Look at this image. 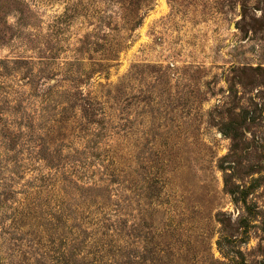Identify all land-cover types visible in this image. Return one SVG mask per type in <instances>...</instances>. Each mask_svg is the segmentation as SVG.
<instances>
[{
  "label": "rangeland",
  "instance_id": "rangeland-1",
  "mask_svg": "<svg viewBox=\"0 0 264 264\" xmlns=\"http://www.w3.org/2000/svg\"><path fill=\"white\" fill-rule=\"evenodd\" d=\"M0 264H264V0H0Z\"/></svg>",
  "mask_w": 264,
  "mask_h": 264
},
{
  "label": "trees",
  "instance_id": "trees-1",
  "mask_svg": "<svg viewBox=\"0 0 264 264\" xmlns=\"http://www.w3.org/2000/svg\"><path fill=\"white\" fill-rule=\"evenodd\" d=\"M71 205L70 204H68V207H70ZM75 208V207H74ZM74 211H76L75 209H73ZM72 212V210H68V208H61V214H62V216H68L69 214L68 213H71Z\"/></svg>",
  "mask_w": 264,
  "mask_h": 264
}]
</instances>
